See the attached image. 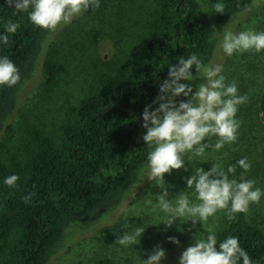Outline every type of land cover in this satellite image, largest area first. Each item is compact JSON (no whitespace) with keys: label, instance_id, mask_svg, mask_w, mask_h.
<instances>
[{"label":"trees","instance_id":"16d2710c","mask_svg":"<svg viewBox=\"0 0 264 264\" xmlns=\"http://www.w3.org/2000/svg\"><path fill=\"white\" fill-rule=\"evenodd\" d=\"M135 15L118 27L126 44L109 62H100L86 93L57 116L21 113L15 126L18 97L32 79L43 46L54 32L34 27L27 13L0 6V33L8 21L19 27L0 44L18 68L20 81L13 87L0 86V264H50L78 234L99 224L127 197L143 176L148 148L142 135V112L153 110L159 84L169 65L180 56L196 54L208 65L218 37L234 16L247 11L253 0H219L225 12H212L218 0H135ZM4 5V0H0ZM98 8L82 12L89 17ZM102 34L93 32L97 43ZM43 59L42 103L57 95L66 65L52 45ZM195 73V69L191 70ZM195 86V81H190ZM195 90V88H194ZM184 99L178 97L177 101ZM264 125V92L259 102ZM239 159L229 161L235 165ZM244 171L237 167L240 180ZM16 174V186L3 183ZM32 193L31 200L23 197ZM217 242L237 237L253 264L264 262V231L252 225L247 213L229 220L225 214L214 231ZM105 239L111 236L105 232ZM91 264H113L96 259Z\"/></svg>","mask_w":264,"mask_h":264},{"label":"clouds","instance_id":"9594fccd","mask_svg":"<svg viewBox=\"0 0 264 264\" xmlns=\"http://www.w3.org/2000/svg\"><path fill=\"white\" fill-rule=\"evenodd\" d=\"M14 9L16 13H27L29 22L40 29L55 32L58 27L67 25L82 12L100 6V0H4V5ZM212 12L222 14L225 6L222 2L212 6ZM19 25L8 21L5 32L0 33V44L9 43V35L17 31ZM218 48L227 57L241 55L246 52L260 53L264 51V32L247 29L239 33L226 31ZM195 69V73L191 70ZM221 64L202 63L196 54L187 58L180 56L178 63L169 65L167 77L159 84L156 99L158 105L150 111L147 105L142 116L144 129L142 140L147 146L146 167L143 179H147L161 191L155 195V202L149 200L154 210L163 213L158 223L170 227L174 221H191L193 228L197 222L206 223L210 217L220 210H225L229 220L236 214L247 213L250 204H258L264 197V189L256 187L252 179L237 180V167L244 172L251 170L247 158L239 159L235 165L225 168L213 163L207 171L196 167L186 178V189L180 191L175 199H169L164 174L185 167V158L189 162L194 158L206 159L205 152L209 148L219 152L226 144H233L238 138L240 121L236 118L238 106L247 102V96L239 95L235 81L226 83V76ZM197 78L203 82L194 86L189 83ZM20 72L7 57L0 56V86L13 87L20 81ZM184 99L177 101L178 97ZM216 137L212 145L208 140ZM187 171V168H185ZM18 175L7 176L3 183L9 188L16 186ZM135 187V186H134ZM29 193L23 197L29 202ZM126 211V210H125ZM145 227H136L125 231L115 241L129 248L139 243ZM170 242L179 244L174 237ZM165 250L157 245L140 264H161ZM178 264H253L248 253L240 246L235 236L226 237L217 242V236L209 231L206 235L196 231L193 243L179 256Z\"/></svg>","mask_w":264,"mask_h":264},{"label":"rangeland","instance_id":"374dc122","mask_svg":"<svg viewBox=\"0 0 264 264\" xmlns=\"http://www.w3.org/2000/svg\"><path fill=\"white\" fill-rule=\"evenodd\" d=\"M140 3L135 0H100L97 12L89 17L76 16L71 23L58 27L43 46V52L38 60L32 79L24 86L18 97V110L12 118L15 126L22 112L29 110L33 114L57 116L69 104H75L93 83L97 72L101 70L100 62H109L121 55L126 44V37L120 40L118 27L128 17L135 15ZM247 29L264 32V0H253L250 8L234 16L225 25L218 37V44L226 31L239 33ZM93 32H100L102 37L95 44L90 40ZM217 47L213 59L209 64H221L226 83L236 82L239 95L247 96V102L238 106L236 118L240 121L237 141L226 144L219 152L209 148L205 152L206 159L194 158L189 162L185 158V167L164 174L165 185L169 192V199H175L180 191L186 189L185 180L194 168L201 167L208 170L213 163L221 164L224 168L233 159L247 158L251 170L245 172L243 179L256 181L255 186L264 189V125L259 112L260 98L264 92V51L260 53L246 52L241 55L227 57ZM53 46L59 60L66 65V73L59 80L57 96L50 103L40 99L43 81V59L47 48ZM195 85L202 83L197 78ZM195 88V86H194ZM22 111V112H21ZM216 137L208 140L210 145L216 142ZM187 168V171H185ZM161 189L154 186L143 176L139 183L129 192L124 201L99 224L74 237L69 245L50 264H91L96 259H108L113 264H140V259L157 246L165 250V257L161 264H178L181 253L193 243V235L198 230L203 234L214 232L223 220L224 210L218 211L202 225L197 222L193 228L191 221L176 220L170 227L158 217L163 213L154 210L149 200L155 202V195ZM126 210V211H125ZM249 222L264 231V197L260 203L250 204L248 210ZM145 227L139 243L133 247L123 248L116 243V239L125 231H132L136 227ZM105 232L111 236V242L105 239ZM174 237L179 244L170 242ZM261 264H264L261 263Z\"/></svg>","mask_w":264,"mask_h":264}]
</instances>
